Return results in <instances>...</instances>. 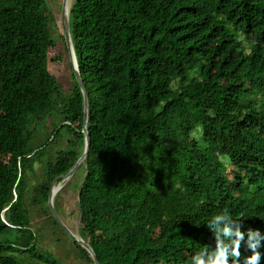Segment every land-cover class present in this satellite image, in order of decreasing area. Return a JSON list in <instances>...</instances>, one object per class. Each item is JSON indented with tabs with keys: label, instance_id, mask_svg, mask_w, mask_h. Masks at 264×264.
I'll return each mask as SVG.
<instances>
[{
	"label": "trees",
	"instance_id": "1",
	"mask_svg": "<svg viewBox=\"0 0 264 264\" xmlns=\"http://www.w3.org/2000/svg\"><path fill=\"white\" fill-rule=\"evenodd\" d=\"M50 16L45 0H0V264H56L43 244L94 264L60 239L47 206L85 142L83 96L71 64L60 70ZM68 22L90 145L54 206L76 217L80 203L98 264H191L214 246L207 225L224 211L264 234V0H73ZM53 117L65 148L45 154L51 136L32 143ZM43 155L31 187L25 165ZM250 255L241 244L239 264Z\"/></svg>",
	"mask_w": 264,
	"mask_h": 264
},
{
	"label": "rangeland",
	"instance_id": "2",
	"mask_svg": "<svg viewBox=\"0 0 264 264\" xmlns=\"http://www.w3.org/2000/svg\"><path fill=\"white\" fill-rule=\"evenodd\" d=\"M73 0H67L66 3V8L69 10L71 4H72ZM49 11L51 12V16H50V28H51V36L50 39H52V41L54 42V44L56 45L57 48V52L58 50L60 51V55L62 56V61H61V66H60V70L63 71L64 73L67 71V69L69 68L71 62H70V58L68 55L67 58V53L64 50L63 45H61L59 43V28L58 26L61 24V13H62V8H63V0H45ZM52 23V24H51ZM56 25V26H55ZM70 63V64H69ZM57 75V73L55 74ZM59 78V76H58ZM241 102H243V96L241 97ZM57 113L61 112L60 106H57L55 108ZM46 121H50V123L48 124ZM192 121V118H183L182 119V123L185 124H190ZM58 123H60L59 118L57 117H53V118H49L47 120H44V122L42 123V125L38 128V131L35 135L34 141H33V146L38 145L43 143L44 141H46V139L51 136V141L54 139V136H52V130L53 127H55ZM63 123V122H62ZM62 124H60L61 126ZM41 129V130H40ZM66 136L65 133H61L60 135H57L54 139V143L48 145L45 149L46 152L45 154L48 153H56L59 152L61 150H63L65 148V146L63 145V138ZM61 148V149H60ZM47 156L43 155V156H39V158L37 160H33L31 162H29V164L25 165V169L23 171L25 178L27 180V183L32 187L33 185H38L39 181H38V177L39 176H43L44 175V171H45V164L47 162L46 160ZM31 159V158H30ZM81 173L78 174V176H80ZM64 183H62V186L64 187ZM19 204V211L21 213V216L23 217L25 215V211L23 209V204L17 203V205ZM40 215V213L38 211H31V219L34 217L36 220H40L37 219L38 216ZM63 221L66 223L69 220V217L66 216L64 213L61 215ZM76 237H81L79 234V231L77 230V228L72 232ZM60 239H64L63 235H61ZM83 239V238H82ZM41 255L44 256L45 258H47L48 256H52L54 260H56V264H79L78 262H76L75 260H73V258L71 257H67L65 252V248L63 247V244L58 245V244H50V245H45L43 244L41 247ZM15 256L19 254H14ZM27 264H41V263H27Z\"/></svg>",
	"mask_w": 264,
	"mask_h": 264
},
{
	"label": "clouds",
	"instance_id": "3",
	"mask_svg": "<svg viewBox=\"0 0 264 264\" xmlns=\"http://www.w3.org/2000/svg\"><path fill=\"white\" fill-rule=\"evenodd\" d=\"M207 226L213 233L214 246L196 253L191 264H230V260L232 264H239L241 244L251 253L244 264H259L264 234L258 229L242 231L243 225L233 221L227 211L214 215Z\"/></svg>",
	"mask_w": 264,
	"mask_h": 264
},
{
	"label": "water",
	"instance_id": "4",
	"mask_svg": "<svg viewBox=\"0 0 264 264\" xmlns=\"http://www.w3.org/2000/svg\"><path fill=\"white\" fill-rule=\"evenodd\" d=\"M66 3H67V0H63V8H62V13H61V26H62V31H63V35H64V42H65V45H66V48L68 51V55L70 58L73 74L75 76L76 82H77V84L80 88V91L82 93V96H83V114H84V116H83V126H82L81 132L83 133L85 142H84V153L80 157V159L77 161L75 166L70 170V172L65 177H63V176L58 177L50 187L49 195H48V207L56 219H57V217L54 213L53 204H52L53 197L57 193V192L56 193L53 192L55 189L57 190V188H55L54 186L59 181H61L63 179H69L75 173L78 166L85 160L87 153L89 151V145H90V140H89V136H88V132H87V119H88L87 92H86L82 77L79 73V69L77 66L76 59H75V54H74L73 45L71 42V37H70V32H69V22H68L69 10L66 8ZM70 235L74 239V241H76L82 248H84L90 254L94 264H98V261H97V258L95 256L94 252L92 251L90 246L85 242V240L82 239L81 237L79 238V237H76L75 235H72V234H70Z\"/></svg>",
	"mask_w": 264,
	"mask_h": 264
},
{
	"label": "bare ground",
	"instance_id": "5",
	"mask_svg": "<svg viewBox=\"0 0 264 264\" xmlns=\"http://www.w3.org/2000/svg\"><path fill=\"white\" fill-rule=\"evenodd\" d=\"M83 153H84V150H83ZM88 154V153H87ZM83 155V154H82ZM87 157V156H86ZM80 159V158H79ZM78 159V160H79ZM86 159V158H85ZM85 161V160H84ZM84 161L78 166V168L76 169V171H75V173L69 178V179H63V180H61V181H59L54 187L55 188H57V190L55 189L53 192L54 193H56L55 195H54V197H53V200H52V204H53V210H54V213H55V215H56V217H57V219L55 218V216L52 214V212L50 211V209H49V207H48V209H49V211H50V213H51V215L53 216V218L55 219V221L60 225V227L63 229V233H62V235H63V237H66L67 239L69 238L70 240H74L72 237H71V235L70 234H72V235H74L72 232L77 228V230H78V227H79V220L81 219V215H80V211H81V205H80V203H79V206H78V213H77V216L75 217V211H70L68 208H64L63 210H62V213H58L57 212V210L55 209V206H54V199H55V197L62 191V190H64V188L66 187V186H68L69 185V183L70 182H73L74 180H75V177H76V172L78 171V169L80 168V166L84 163ZM77 163V162H76ZM75 163V164H76ZM75 164H74V166H75ZM73 166V167H74ZM72 167V168H73ZM71 168V169H72ZM70 172V171H69ZM68 172V173H69ZM67 173V174H68ZM86 173H87V168H85V174H84V176L82 177V179L80 180V183H79V186H78V189H77V193L79 192V190H80V187H81V185L83 184V181H84V177L86 176ZM66 174V175H67ZM66 175H64L63 177H65ZM62 183H64V184H66V185H64V187L62 186ZM48 195H49V193H48ZM77 200H79V196L77 195ZM47 206H48V200H47ZM65 214L66 216H68L69 217V220L65 223L64 221H63V219H62V217H61V215L62 214ZM34 226L35 225H32V227L34 228ZM35 229V228H34ZM79 231V230H78ZM30 262V261H29Z\"/></svg>",
	"mask_w": 264,
	"mask_h": 264
}]
</instances>
